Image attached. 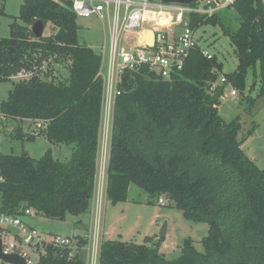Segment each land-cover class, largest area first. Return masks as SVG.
<instances>
[{
    "label": "trees",
    "instance_id": "trees-1",
    "mask_svg": "<svg viewBox=\"0 0 264 264\" xmlns=\"http://www.w3.org/2000/svg\"><path fill=\"white\" fill-rule=\"evenodd\" d=\"M231 7L241 26L225 32L238 58L236 71L224 75L226 85L244 90L249 70L259 64L264 94V0H237ZM77 19L69 0H25L22 25L12 24L11 37L0 38V83L22 72L30 75L1 104V116L41 124L32 134L18 127L15 137L34 141L44 136L52 145H73L70 159L63 162L50 151L41 159L0 154L1 213L22 216L30 209L65 221L90 210L103 82L98 77L101 56L79 43ZM38 20L52 24L55 32L37 38L31 26ZM191 20L193 29L219 22L217 14ZM222 72L217 57L209 59L197 47L172 80L147 71L126 74L107 166L106 193L113 204L128 200L131 185L151 200L163 198L189 221L209 225L202 240L205 251L188 239L181 256L167 260L149 237L144 244L109 240L103 243L100 264H264V170L242 149L238 119L225 121L220 99L212 100ZM67 252L50 247L38 264H85L80 256L69 260Z\"/></svg>",
    "mask_w": 264,
    "mask_h": 264
},
{
    "label": "rangeland",
    "instance_id": "rangeland-1",
    "mask_svg": "<svg viewBox=\"0 0 264 264\" xmlns=\"http://www.w3.org/2000/svg\"><path fill=\"white\" fill-rule=\"evenodd\" d=\"M25 0H0V38H10L12 24L22 25L20 20L21 6ZM163 0H150L152 4H160ZM208 0H197L196 6L203 7ZM217 24L205 23L195 29V38L199 41L201 50L216 56L223 65V72L219 73L216 87H225V91L218 103V110L227 122L238 119L241 130L238 139L246 155L264 170V94L260 93L261 70L259 64L250 69L246 77L244 90L234 89L226 85L224 75L236 71L238 58L235 46L226 31L237 32L241 23L234 8L229 7L217 13ZM79 26V43L92 48L97 54L102 55L106 43L102 23L96 17L77 19ZM180 33L184 26H177ZM55 32L52 24H48L44 37ZM152 42L151 34L146 35ZM62 74L68 76V71L61 68ZM24 78L15 77L0 83V108L1 104L9 98L15 85ZM235 91L236 95L231 93ZM22 127L25 134L37 133L39 127L31 120H14L4 118L0 113V154L21 156L27 155L32 159H41L49 151L53 158L68 161L72 154L73 145H52L44 136H38L34 141H22L15 137V130ZM109 141V139H108ZM109 146V145H108ZM99 173L102 164L105 165V155L100 151ZM108 156V155H107ZM104 159V162H103ZM107 159V157H106ZM106 176V175H105ZM107 196L103 200V230L104 241L121 240L128 243L144 244L146 238L151 243H159L160 253L167 260H175L182 254L185 241L191 239L199 252H204L202 240L209 234L207 223H196L185 218L183 212L171 203L159 204L158 200H151L148 194L135 185H131L129 197L126 202L113 204ZM94 199V198H93ZM95 199L90 205V210L80 216L69 215L65 221H55L40 215H22L24 222L34 227L38 232L47 236L83 237L92 227L94 222ZM167 226L165 237H161L164 226ZM89 230V231H88ZM81 259L86 264L87 251L83 250ZM0 264L3 262L0 260Z\"/></svg>",
    "mask_w": 264,
    "mask_h": 264
},
{
    "label": "built area",
    "instance_id": "built-area-1",
    "mask_svg": "<svg viewBox=\"0 0 264 264\" xmlns=\"http://www.w3.org/2000/svg\"><path fill=\"white\" fill-rule=\"evenodd\" d=\"M69 1L76 16L96 17L105 32L106 43L103 54L100 55L101 67L98 73L103 82L99 154L101 150L103 155L106 153L103 157L105 165L102 164L99 173L98 164L93 197L96 202L93 209L94 222L85 238L47 236L27 225L22 216L0 212L2 253L6 256L18 255L27 264H38L50 247L67 250L69 260L81 256L80 253L86 250V264H100L104 243L103 200L104 196H107V166L112 126L117 98L122 94L121 86L125 75L147 71L162 80H172L183 70L191 51L199 47L195 29L191 27L192 17H213L219 11L233 6L237 0H208L203 7L195 5L197 0L189 5L164 2L152 4L150 0ZM180 25L184 26V29L177 33L176 27ZM148 33L152 34V42L146 36ZM202 53L207 58H212V55L204 50ZM29 76L28 73L22 72L17 77L25 80ZM216 88H212L214 93L217 92ZM231 94L235 96L236 92ZM38 127L41 128V124H38ZM100 156L101 154L99 158ZM159 203L164 204V199L161 198ZM25 214L35 215L30 209L25 210Z\"/></svg>",
    "mask_w": 264,
    "mask_h": 264
},
{
    "label": "water",
    "instance_id": "water-1",
    "mask_svg": "<svg viewBox=\"0 0 264 264\" xmlns=\"http://www.w3.org/2000/svg\"><path fill=\"white\" fill-rule=\"evenodd\" d=\"M195 1L196 0H163V2L166 4H178V5H189ZM47 25H48V22H46L45 20H38L34 22L33 25L31 26V31L37 38H42L44 36V32H45ZM225 87L226 86L221 87L216 93L213 94L212 96L213 101H218L221 98V96L223 95L225 91ZM166 233H167V226L165 225L161 233V237H165ZM0 260L11 263V264H27L26 261L18 255H9V256L4 255L2 253L1 242H0Z\"/></svg>",
    "mask_w": 264,
    "mask_h": 264
},
{
    "label": "crops",
    "instance_id": "crops-1",
    "mask_svg": "<svg viewBox=\"0 0 264 264\" xmlns=\"http://www.w3.org/2000/svg\"><path fill=\"white\" fill-rule=\"evenodd\" d=\"M222 117V116H221ZM243 149V148H242ZM100 155V154H99ZM255 162V161H254ZM256 163V162H255Z\"/></svg>",
    "mask_w": 264,
    "mask_h": 264
},
{
    "label": "bare ground",
    "instance_id": "bare-ground-1",
    "mask_svg": "<svg viewBox=\"0 0 264 264\" xmlns=\"http://www.w3.org/2000/svg\"><path fill=\"white\" fill-rule=\"evenodd\" d=\"M151 34V33H150ZM151 36H152V34H151ZM152 41V40H151Z\"/></svg>",
    "mask_w": 264,
    "mask_h": 264
}]
</instances>
